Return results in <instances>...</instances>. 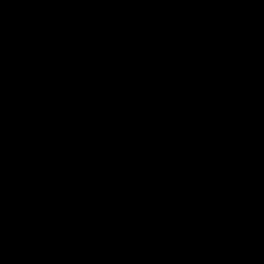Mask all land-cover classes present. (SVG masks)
<instances>
[{
  "label": "water",
  "instance_id": "obj_1",
  "mask_svg": "<svg viewBox=\"0 0 264 264\" xmlns=\"http://www.w3.org/2000/svg\"><path fill=\"white\" fill-rule=\"evenodd\" d=\"M52 2L0 3V258L264 264V8L186 35Z\"/></svg>",
  "mask_w": 264,
  "mask_h": 264
},
{
  "label": "clouds",
  "instance_id": "obj_2",
  "mask_svg": "<svg viewBox=\"0 0 264 264\" xmlns=\"http://www.w3.org/2000/svg\"><path fill=\"white\" fill-rule=\"evenodd\" d=\"M12 5L5 4L7 9ZM42 9H93L108 10L114 13L119 21L120 30L129 29L137 22L141 10L166 9L175 18L176 27L184 34H195L210 26V17L205 14V10L218 9H253L264 8V0L259 3H250L246 0H89V2H52L30 5ZM64 21L59 18L49 25L48 31L44 33L43 39L47 40L52 34L63 25ZM217 18V26H219ZM6 52V46L4 48ZM5 158L7 157V144L4 148ZM7 256L0 258V264H5Z\"/></svg>",
  "mask_w": 264,
  "mask_h": 264
},
{
  "label": "snow or ice",
  "instance_id": "obj_3",
  "mask_svg": "<svg viewBox=\"0 0 264 264\" xmlns=\"http://www.w3.org/2000/svg\"><path fill=\"white\" fill-rule=\"evenodd\" d=\"M0 3H3V0H0Z\"/></svg>",
  "mask_w": 264,
  "mask_h": 264
}]
</instances>
